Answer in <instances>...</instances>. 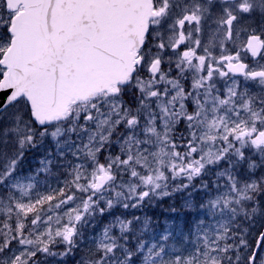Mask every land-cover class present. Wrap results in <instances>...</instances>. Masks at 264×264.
Returning a JSON list of instances; mask_svg holds the SVG:
<instances>
[{"label":"snow or ice","instance_id":"1","mask_svg":"<svg viewBox=\"0 0 264 264\" xmlns=\"http://www.w3.org/2000/svg\"><path fill=\"white\" fill-rule=\"evenodd\" d=\"M0 264H264V0H0Z\"/></svg>","mask_w":264,"mask_h":264}]
</instances>
